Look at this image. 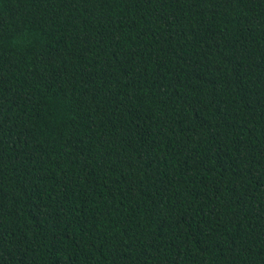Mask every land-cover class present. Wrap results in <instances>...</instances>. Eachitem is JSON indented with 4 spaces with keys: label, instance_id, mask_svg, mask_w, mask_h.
Returning <instances> with one entry per match:
<instances>
[{
    "label": "trees",
    "instance_id": "trees-1",
    "mask_svg": "<svg viewBox=\"0 0 264 264\" xmlns=\"http://www.w3.org/2000/svg\"><path fill=\"white\" fill-rule=\"evenodd\" d=\"M0 264H264V0H0Z\"/></svg>",
    "mask_w": 264,
    "mask_h": 264
}]
</instances>
